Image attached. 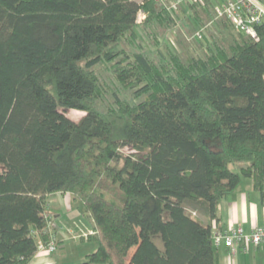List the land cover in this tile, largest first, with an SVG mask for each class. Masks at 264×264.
I'll return each instance as SVG.
<instances>
[{"label":"trees","instance_id":"1","mask_svg":"<svg viewBox=\"0 0 264 264\" xmlns=\"http://www.w3.org/2000/svg\"><path fill=\"white\" fill-rule=\"evenodd\" d=\"M220 3L0 0V264L51 241L57 194L93 220L78 264H218L220 203L244 177L264 202V22L255 40ZM180 14L215 33L152 57L140 29Z\"/></svg>","mask_w":264,"mask_h":264},{"label":"crops","instance_id":"2","mask_svg":"<svg viewBox=\"0 0 264 264\" xmlns=\"http://www.w3.org/2000/svg\"><path fill=\"white\" fill-rule=\"evenodd\" d=\"M70 200V203H69ZM71 194H57L50 198L48 211L51 217L50 232L56 236L59 244L57 253L60 249L66 248V243L73 242L76 239L77 231L75 227L84 226L79 235L83 240L93 233V220L87 216L86 223L79 221V218H68L69 210L72 205H76ZM72 219V226H65L64 221ZM81 222V223H80ZM242 227L246 232H250L253 228L264 226V202L261 193L254 188L251 178L244 177L236 190L226 197L218 207V221L214 223L215 233L225 231L232 227ZM74 238V239H73ZM90 244V241H85ZM98 248L96 245L91 251L86 252L87 255L95 252ZM64 252V251H63ZM55 253L47 251L37 252L30 264H61ZM83 257V256H82ZM84 258V259H85ZM218 264H264V245L249 246L246 252H239L236 255H230L229 250L224 246L218 250Z\"/></svg>","mask_w":264,"mask_h":264},{"label":"built area","instance_id":"3","mask_svg":"<svg viewBox=\"0 0 264 264\" xmlns=\"http://www.w3.org/2000/svg\"><path fill=\"white\" fill-rule=\"evenodd\" d=\"M157 3L170 5L177 8L191 0H152ZM219 17L227 18L242 33L258 40L255 25L264 22V0H221L216 8ZM146 18V14L141 11L138 23ZM57 239L52 235L48 244L39 241L38 252L47 251L55 253L57 250ZM264 245V226L253 228L246 232L242 227H232L225 231L216 232L214 235V246L219 248L224 246L229 250L230 255L239 252H246L249 246Z\"/></svg>","mask_w":264,"mask_h":264},{"label":"rangeland","instance_id":"4","mask_svg":"<svg viewBox=\"0 0 264 264\" xmlns=\"http://www.w3.org/2000/svg\"><path fill=\"white\" fill-rule=\"evenodd\" d=\"M184 6L185 5H181L180 10L184 8ZM180 15L182 18H184L182 14ZM144 20L145 19H143L142 17V21L140 23L144 22ZM190 21L191 20L189 19L187 20L185 19V21L180 20L178 22L177 27L169 29L168 31H165L163 34H161L159 31V33L156 34V36H154L156 38L155 41H158V44H155V41L147 37V35H145L140 29L144 46L150 52V54H152V57H155L156 55L155 53H157V51H159L160 49H163L167 43H170L172 46H174L175 48L179 49L182 52L196 51V49L198 48L196 39L199 41H202L204 40V37H205L204 34H207L210 37V34L215 33V30L213 28L209 31L206 28H200V27L197 28L198 26L197 25L194 26ZM98 71L102 75V77L111 84L112 80H111L110 72L107 73L108 72L107 69H104V68L99 69ZM124 95L126 97L125 99L130 98L128 93H124ZM141 100L142 99H137L135 102H140ZM108 101L109 100L106 99L105 103L109 104ZM101 109H104V108L101 107ZM67 114L70 118H72L73 120L77 122L80 121L85 116V113L80 112V111H68ZM124 151L126 153H130V151L127 149H125ZM69 203H70V200H69ZM69 212L70 214L68 215V218H72V217L79 218L80 217L79 221L81 220V222L86 223V219L88 215H84V208L79 201H77L76 205H72V207H70ZM81 215L82 216L84 215L83 217H85L86 219L81 217ZM68 220H72V219H66L64 221L65 226H72L74 222L68 221ZM75 228L77 229V231L74 232L76 234V239L73 240V242L69 241L68 243H66L65 249L62 248L57 253H55V256L59 259L61 264H78L84 261L86 252L91 251L97 245V243L93 241H90V244L86 245L87 242L85 241H88V240L86 239L81 240L82 238L79 235H82L83 231H81L82 229L80 228H84V226L80 225V228L78 227H75ZM56 247L58 249L57 245Z\"/></svg>","mask_w":264,"mask_h":264}]
</instances>
